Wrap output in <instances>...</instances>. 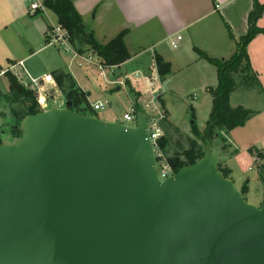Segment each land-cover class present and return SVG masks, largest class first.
<instances>
[{"label": "water", "instance_id": "obj_1", "mask_svg": "<svg viewBox=\"0 0 264 264\" xmlns=\"http://www.w3.org/2000/svg\"><path fill=\"white\" fill-rule=\"evenodd\" d=\"M132 115L103 121L67 101L1 141L0 264H264V202L224 177L220 151L207 142L160 181L147 115Z\"/></svg>", "mask_w": 264, "mask_h": 264}, {"label": "crops", "instance_id": "obj_2", "mask_svg": "<svg viewBox=\"0 0 264 264\" xmlns=\"http://www.w3.org/2000/svg\"><path fill=\"white\" fill-rule=\"evenodd\" d=\"M28 1L29 6L27 5ZM70 1L82 17L85 27L93 32L94 38L99 44H107L120 33H125L124 45L129 54V59L119 67L130 62L135 63L137 67L135 72L141 75L143 85L145 84L144 79L150 77V74L152 76L150 79L153 80L152 74L153 71H156L157 80L161 86L170 83V79L174 77L175 73H180L206 62L199 58L194 49L205 53L211 58L228 59L235 46L228 37L225 24L230 27L236 39L245 35L247 32V17L253 4V0ZM258 1L264 4V0ZM34 2L40 6L39 10L32 11L30 9V5ZM42 3L43 0H0V76L7 71H13L19 79H21V76L25 78V82L21 79L23 84H26V81L31 82V80L43 81L44 85L40 88L39 93H45L46 96L47 93L50 94L47 96L49 109L53 107L64 108L67 101L56 87L51 73L54 71L67 72L63 69L65 67L64 61L58 50L47 43L49 40L47 32L57 25V19L52 12L42 7ZM257 25L259 28L264 29V12ZM177 36H180L181 40L177 43V48L172 49L170 42L175 40ZM133 38L151 45V53L146 56V59H151L152 63L143 64L139 61L141 54L137 50L140 46H137V48L133 45L130 46ZM247 54L252 70L257 75L263 89V94H257L256 98L264 100L263 34L257 35L249 43ZM157 57L170 65L168 75L160 81L156 64ZM19 63H22L21 67ZM139 66L140 68H146L148 76H145V70L141 71ZM209 66L211 65L209 64ZM67 74L71 76V73ZM213 77L215 82L207 84L204 91H208L206 87L216 86L217 79L214 67ZM76 86L79 88L77 84ZM79 89L85 93L81 88ZM163 91L160 94L164 95L165 90ZM85 94L88 102L89 94ZM140 94L137 91V95ZM238 94L240 93L231 94L229 98L230 106L232 108L242 106L254 112V115L243 127L236 128L225 136L223 148L219 150V164L222 168L229 170V178H234L236 167L239 172L240 187L246 185L248 191H250L251 182H258L259 180L260 196H262L264 185L258 170L260 162L253 154L249 153V149H264V136L258 138L257 141H252L253 137H251L252 135L248 130L253 124L260 125L263 122L264 103H259V106H246L242 102H237V104L232 105V97L239 96ZM55 95L63 98L62 101L57 100L60 106H51L55 101ZM99 101L96 100L94 103ZM165 115L169 117V112L167 111ZM103 121L114 122L111 119ZM262 125H264V122ZM236 134L244 135V143L240 142ZM248 160L251 161L254 167L257 165L255 167L257 175L253 177H249L245 173L250 171L249 165L251 163L249 164Z\"/></svg>", "mask_w": 264, "mask_h": 264}, {"label": "trees", "instance_id": "obj_3", "mask_svg": "<svg viewBox=\"0 0 264 264\" xmlns=\"http://www.w3.org/2000/svg\"><path fill=\"white\" fill-rule=\"evenodd\" d=\"M42 7L55 15L57 25L67 32L70 45L76 54L92 53L97 58L100 67L104 69L118 67L129 59V54L123 42L124 32L107 44L102 45L95 40L93 32L85 27L82 17L70 0H43ZM263 12L264 4H261L258 0H253L252 9L247 17V32L238 39L233 36L230 27L225 24L228 37L235 46L233 55L228 59L211 58L205 53L194 49L200 59L215 68L217 83L215 87L208 88L212 102L209 119L204 130L202 132L199 131L196 123L192 122L191 133L193 139L189 140V147L180 154L175 153L171 157H167L174 174L181 168L191 166L202 158L204 150L199 142L207 145V142L212 143L213 139L225 140V136L232 130L243 127L253 117L254 112L242 106L232 108L229 104V98L231 94L242 89L243 91H257L259 94H263V89L257 75L252 70L247 54L249 43L257 35H264V29L259 28L257 25ZM156 64L161 78L168 75L169 64L164 63L160 57L156 58ZM4 74L9 83L8 93L0 96V102H2L3 109H6L7 115L3 110L0 111V115L4 118L9 116L11 119L0 129L14 139L21 135L18 130L20 122L26 116L38 114L41 110L37 105L36 90L23 85L17 75L11 74L9 71ZM51 77L65 100L71 103L72 111L83 115L95 116L91 113L92 109L87 102L86 94L77 88L75 81L69 74L62 71H54L51 73ZM135 110H140L139 105H136ZM6 126L8 127L4 128ZM3 139L4 137L1 136L0 143ZM158 145L165 156H167L168 139L161 137L158 140ZM249 153L253 154L260 162L258 168L260 169V179L264 185V149H249ZM218 170L225 178H229L230 172L228 169L222 168L219 164ZM247 190L246 185L239 190L244 199V194Z\"/></svg>", "mask_w": 264, "mask_h": 264}, {"label": "rangeland", "instance_id": "obj_4", "mask_svg": "<svg viewBox=\"0 0 264 264\" xmlns=\"http://www.w3.org/2000/svg\"><path fill=\"white\" fill-rule=\"evenodd\" d=\"M27 5L29 6V1ZM131 45L136 46V48L137 46H140L137 51L141 54L139 57V61L141 63H152L151 59H146V56H148L152 50L149 43L147 44L144 41L140 42L139 39L133 38V42L130 46ZM51 46L54 49H57L59 54L62 56L65 65V67H63L64 71L71 73V76L79 88L89 94L88 104L91 105L96 100H100L99 102L104 105L103 109L91 112L97 118L101 120L111 119L114 120V122L126 124L123 120V115L125 113H133L136 111L135 107L136 105H140V103L141 107H144L146 104L150 106L149 109H143V111L145 110V112L149 114L157 116V112H159L160 115L163 116V119L160 122L162 137H166L169 142L168 154L166 158L171 157L175 153L180 154L189 147V140L193 139V135L191 133L192 122L196 123L199 131L202 132L204 130L209 119V112L211 111V95L207 90L204 91V88L207 84L215 82L213 81V67L209 66L208 63L202 62V64L194 66L188 70L175 73L174 77L170 79V83H166L164 86L160 85V82L157 80L156 71H153L152 75L154 81L150 79V77H152L150 74V77H146V79H144L145 84L143 85L141 83V75L135 72L137 67L133 62L127 63L121 67L118 66L104 69L100 67L97 58L92 53H85L77 56L74 54L75 52L69 48V46H60L58 44ZM233 53H231V55H233ZM220 60H222V58H220ZM141 68V71L145 70V76H148L146 68ZM9 72L17 75L13 71ZM21 79L25 82L24 77L21 76ZM21 79L19 80L22 83ZM158 79L160 81L163 78L159 75ZM8 85V80L5 77V74H3L0 76V96L8 93ZM23 85L27 88L36 90L38 96V94H40L39 90L44 84L43 81H41L37 82V86H33V83L26 81V84ZM206 88L208 89V87ZM44 89L46 90L45 87ZM163 90H165L164 95L160 94ZM137 91L141 94L137 95ZM235 93L240 94H238L239 96L232 97V105L237 104V102H242V104H245L246 106H259V103H264L263 99L256 98V95L259 94L257 91H243L242 89L236 91ZM49 95L50 94L47 93V96ZM54 99L55 101L51 104V106H60V103H57V100L59 99L62 101L63 98L55 95ZM162 106L166 110L162 109ZM152 109L157 112H151ZM1 110L5 111L7 115L6 109H3L2 102H0V111ZM167 111L169 112V117L165 115ZM10 119L11 118H9V116L4 118L0 115V128ZM163 120L165 121L163 122ZM262 121L264 122V120ZM262 123H260V125L257 123L255 125L253 124L248 130L250 135H252L251 137H253L252 141H257L258 138L264 136V125H262ZM129 124L134 125L133 122ZM7 127L8 126L4 128ZM236 136L240 142L244 143V135L242 136L241 134H236ZM12 138L13 137L7 133L4 136L6 141H11L13 140ZM224 142L225 140L213 139L212 145L217 150H220L223 148ZM199 143L205 152L207 150V145H203L201 142ZM248 161L250 164L251 161ZM249 167L250 171H246L245 173L249 177L257 175V172L255 171V167H257V165L254 167L251 163ZM258 170L260 171L259 168ZM235 171L234 178H230L236 188L240 190L242 186L240 187L238 176L239 172L236 167ZM244 196L247 202L256 206H261L264 202V192L263 195L260 196V181L251 182L250 191L247 190Z\"/></svg>", "mask_w": 264, "mask_h": 264}, {"label": "built area", "instance_id": "obj_5", "mask_svg": "<svg viewBox=\"0 0 264 264\" xmlns=\"http://www.w3.org/2000/svg\"><path fill=\"white\" fill-rule=\"evenodd\" d=\"M30 9L32 11H36V10L40 9V6L34 2L30 5ZM47 35L49 37V40L47 41V43L49 45L58 44L60 46H69V48L72 49L70 42H69V36H68L67 32L64 29H62L61 27H59L58 25H55L54 27H52L47 32ZM180 40H181V37L177 36L175 38V40H172L170 42V47L172 49H176L178 46L177 43ZM19 65L21 67L22 63H19ZM31 82L33 83V86H37L36 80H31ZM36 101H37V105L41 111H45V110L49 109L48 97L46 96L45 93L44 94H38ZM90 107H91L92 111L95 112V111H99V110L103 109L104 105L102 103L98 102V103L91 104ZM141 108H142V110L143 109H149L150 106L146 104V105H144V107L142 106ZM144 112H145V110H144ZM151 112H157V111L152 109ZM145 113L147 115L148 137H149V141H150V144L152 147L153 155H154L155 160H156V173H157L158 179L160 181H164L167 178L174 175V173L172 171V167H171L170 163L168 162L165 154L162 152V150L160 149V147L158 145V140L162 137V129H161L160 122L162 121L163 116L160 115L159 112H157L158 113L157 116H154L153 114H149L147 112H145ZM123 120L126 122V124H124V123H122V124L127 125V126H133V125H130L129 123H132V122L134 123V116L132 115V113H126L123 115Z\"/></svg>", "mask_w": 264, "mask_h": 264}]
</instances>
